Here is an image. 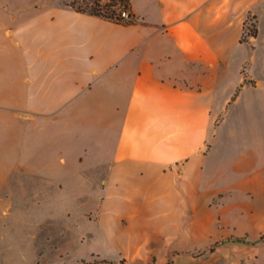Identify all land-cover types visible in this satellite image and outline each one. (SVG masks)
I'll use <instances>...</instances> for the list:
<instances>
[{"label": "crops", "instance_id": "crops-1", "mask_svg": "<svg viewBox=\"0 0 264 264\" xmlns=\"http://www.w3.org/2000/svg\"><path fill=\"white\" fill-rule=\"evenodd\" d=\"M68 1L0 0V157L24 148L20 121L93 124L81 161L104 176L94 217L104 244L90 255L264 264V131L241 120L230 134L242 149L221 151L214 109L253 107L264 0H129L132 23ZM249 15L256 34L241 41ZM236 59L218 96L217 71Z\"/></svg>", "mask_w": 264, "mask_h": 264}, {"label": "rangeland", "instance_id": "rangeland-1", "mask_svg": "<svg viewBox=\"0 0 264 264\" xmlns=\"http://www.w3.org/2000/svg\"><path fill=\"white\" fill-rule=\"evenodd\" d=\"M94 1L103 5L111 0H87L81 6L91 9ZM110 8L130 11L122 0ZM245 27H254L250 15ZM263 51L258 47V55ZM236 62L230 71H217L220 75L214 86L218 96L236 78ZM258 63L255 72L259 84L252 96L253 107H247L243 98L228 109L221 104L214 108L224 118L215 137L216 148L221 151L242 149L243 141L230 134L241 120L253 119L264 131V75ZM82 131L92 135L96 127L76 123L75 119L50 122L36 117L26 123L20 121L18 132L23 135L24 148L0 157L11 163L0 167V264H83L81 260L103 258L90 253L104 244V238L95 234L94 220L101 205L104 176L81 161ZM107 260L111 262L97 264H119L120 259Z\"/></svg>", "mask_w": 264, "mask_h": 264}, {"label": "trees", "instance_id": "trees-1", "mask_svg": "<svg viewBox=\"0 0 264 264\" xmlns=\"http://www.w3.org/2000/svg\"><path fill=\"white\" fill-rule=\"evenodd\" d=\"M86 1L87 0H70V1L67 2V4L69 6H71L73 9L77 10V11L88 12V13H91V14H94V15H98V16L104 17L106 19L116 21V22L132 23V22L135 21V17H134V14L131 11V6H130V1L129 0H122V2H124V6L128 7L129 10H130V13H131V19L130 20H126L125 18L121 17V15H120L121 11L120 12H115L114 9L110 8V6L115 4L116 0H111L110 2L105 3L103 5L101 3H98L96 1H94L91 9L83 8L81 6V4L82 3H86ZM103 8H105V9L103 10ZM247 33H249L252 36H255L256 28L252 27V28H248V30H247V28L245 27V33L242 35L241 41H245L246 40V34ZM238 89L239 88H237V91L235 92V95L237 94ZM235 239L236 240H243L244 238L241 237V238H235ZM91 256L98 257L99 254L92 253ZM101 262H111V261H109L107 259H103V258L99 259L98 261H96V260H93V261L81 260V263H83V264H97V263H101ZM124 263H126L125 259H120L119 260V264H124Z\"/></svg>", "mask_w": 264, "mask_h": 264}, {"label": "built area", "instance_id": "built-area-1", "mask_svg": "<svg viewBox=\"0 0 264 264\" xmlns=\"http://www.w3.org/2000/svg\"><path fill=\"white\" fill-rule=\"evenodd\" d=\"M120 15H121V17L125 18L126 20H130L131 19V13L128 10H122L120 12Z\"/></svg>", "mask_w": 264, "mask_h": 264}]
</instances>
